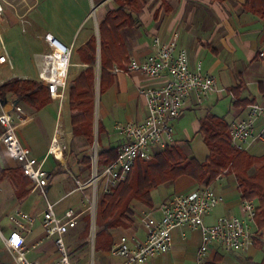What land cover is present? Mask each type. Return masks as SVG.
I'll return each mask as SVG.
<instances>
[{"label":"crops","instance_id":"0c3cea01","mask_svg":"<svg viewBox=\"0 0 264 264\" xmlns=\"http://www.w3.org/2000/svg\"><path fill=\"white\" fill-rule=\"evenodd\" d=\"M5 1L0 20V38L3 45L0 48V85L13 78L37 81V62L47 51L43 40L46 34L72 47L67 75L68 84L72 83L89 66L81 60L79 49L89 40L95 39L98 68L95 86L98 94L95 93L92 131L94 142L97 138L99 151L117 149L123 142L115 130L117 123H138L144 119L146 107L140 90L165 84L166 78L149 80L143 74L127 72L125 68L130 59L138 63L144 62L154 51L155 39L164 42L177 34L178 47L187 53L190 67L199 62L203 73L212 75L218 87L229 91L223 94L212 93L203 105L187 109L172 123V145H176L187 158L203 163L210 155L201 135V124L206 116L217 117L229 129L233 120L246 116L250 104H264V20L243 9L247 0H143L144 6L136 15L138 26L122 32L127 46V64L123 68L113 65L109 71L111 85L101 95L98 90L99 25L107 12L114 8V0ZM19 26L26 27L23 39L20 37ZM9 48L25 53L27 58L17 71L10 62L9 65L4 62L5 57L9 56ZM84 56L87 57L86 54ZM114 67H118L121 72H115ZM68 93L67 89L62 99L61 111L59 101L51 96L49 104L40 110L22 102L18 103L27 116L25 123L17 130L18 139L31 157L43 160V168L50 175L46 187L47 199L50 193L48 201L54 205L57 217H62L68 209H75L78 213V209L82 208L79 206L85 198L86 190L91 188L87 184L90 167L84 164L82 157L70 161L69 154L66 163H60L51 157L45 158L58 112L61 114V124L68 145L73 138ZM5 101H13V98L8 96ZM1 130L0 127V132ZM247 154L255 158L262 157L264 145H255L252 152ZM18 168V164L0 145V264H13L2 237H7L15 229L9 217L18 211L38 217L30 227V232L21 231L25 238L27 257L38 264H51L59 253L54 238H48L41 227L39 217L45 210V199L38 191L33 190L28 178L15 179V183L11 181L14 178L12 171ZM201 187L205 186L187 176H181L174 181L160 184L151 192V209L132 201V224L126 228L111 230L113 242L119 235L143 241L146 231L142 219L153 217L159 220L162 216V204L168 203L175 196L187 195ZM208 187L221 200L204 216L205 225H213L223 217H245L241 207L242 196L233 174L228 172L218 177ZM91 192L95 195L93 188ZM252 202L257 205L256 200ZM85 211L83 209L80 212L86 214ZM250 229L254 234V245L246 251L225 252L213 244L198 263L196 255L200 245V231L187 226L174 228L171 231V251L145 264H212L215 257H220L217 264H247L246 260L258 264L264 258V228H258L254 220ZM70 231L72 229L68 230L64 239ZM95 254L103 264H119V260L112 257L109 251L99 250Z\"/></svg>","mask_w":264,"mask_h":264},{"label":"built area","instance_id":"2783aa9c","mask_svg":"<svg viewBox=\"0 0 264 264\" xmlns=\"http://www.w3.org/2000/svg\"><path fill=\"white\" fill-rule=\"evenodd\" d=\"M4 4L6 1L0 0V20ZM43 40L47 51L37 62L36 79L48 90L53 99L59 101L61 111L72 47L50 34L44 35ZM2 47L0 38V48ZM125 68L127 72H139L149 80L166 78V82L160 87L140 90L146 107L142 121L116 124V133L122 137L123 142L116 150V159L113 163L101 169L97 168V161L92 164V173L87 184L92 185L95 195L105 194L125 181L137 161L151 162L155 155L171 146L174 133L172 123L187 109L203 105L212 93L229 92L218 87L212 75L203 73L199 62L190 67L187 53L178 47L177 34L164 42L155 39L154 51L144 62L138 63L130 59ZM114 71L121 72L118 67H114ZM26 119L27 116L20 104L0 99L2 129L0 145L18 164L23 176L30 180L33 190L38 191L45 199L46 207L39 217L41 227L48 238H54L59 253L51 264H79L70 257L64 244V236L68 230L77 225V213L75 209H68L62 217L55 215L54 205L47 199L46 187L50 175L43 168V160L31 157L17 136L18 128ZM227 139L237 151L244 153H251L257 144L264 145V104H250L245 117L233 120L227 132ZM67 153L69 145L61 124V114L58 112L57 123L45 158L51 157L61 163L67 160ZM220 200L221 198L208 186L198 188L187 195L175 196L160 206L162 216L159 220L153 217L142 219L146 231L143 241L119 235L109 253L119 260V264H145L171 251V231L182 226L192 230L198 229L201 233L196 255L198 263L213 244L225 252L246 251L254 245V234L250 227L256 216L255 203L242 201L244 218L223 217L213 225H205L204 216L210 213ZM37 218L20 211L9 217L15 229L2 239L13 264H38L27 257L25 238L21 234V231L30 232V227Z\"/></svg>","mask_w":264,"mask_h":264},{"label":"trees","instance_id":"16d2710c","mask_svg":"<svg viewBox=\"0 0 264 264\" xmlns=\"http://www.w3.org/2000/svg\"><path fill=\"white\" fill-rule=\"evenodd\" d=\"M114 3V8L107 12L99 25V95L111 85L109 71L113 65L123 68L127 64V46L122 32L138 26L136 15L144 6L143 0H114ZM243 9L264 20V0H247ZM78 54L89 66L73 80L68 91L70 126L73 138H82L85 146L90 148L94 142L92 125L98 71L95 39L89 40L79 49ZM8 96L13 98V102L25 103L35 110H40L51 101L48 90L35 80L13 78L3 83L0 85V99L5 101ZM201 125V135L210 152L205 162L198 163L193 158H187L176 145H171L155 155L151 162L137 161L125 181L101 195L95 215L94 252L110 251L113 245L110 231L132 224V201L151 209V192L160 184L174 181L181 176L209 186L218 177L228 172L233 174L242 200H256L255 222L258 228H264V155L255 158L237 151L227 139L228 125L215 116H206ZM116 150L110 148L99 151L97 165L104 167L113 163ZM82 160L90 167V156L87 152H84ZM12 176L13 183L15 179L21 180L24 177L20 168L12 171ZM85 222L79 235L82 240L79 249L87 244L85 240L89 224L87 220ZM219 261L220 257H215L212 264ZM246 262L254 264L250 260ZM258 264H264V258Z\"/></svg>","mask_w":264,"mask_h":264},{"label":"rangeland","instance_id":"374dc122","mask_svg":"<svg viewBox=\"0 0 264 264\" xmlns=\"http://www.w3.org/2000/svg\"><path fill=\"white\" fill-rule=\"evenodd\" d=\"M22 27V28H21ZM23 30V31H22ZM20 31V37L23 39V33L26 31L25 26H19ZM10 49V52L8 53L9 56L5 57L4 62L9 65L8 62H10L13 67H15V70H18V67H21L23 64H25V61H27V58L25 57V53H20L18 51H13ZM30 69V67H29ZM72 86V83L66 82V89L65 92L69 91L70 87ZM97 91V87L95 86V93ZM228 100V99H226ZM84 152H87L90 156V170L92 173V164L94 165V162L97 161V155L99 152V147L97 144V138L95 142H93L92 146L90 148L85 146V142L82 138H72L71 142L69 143V153L70 154V161L71 160H77L81 158L84 154ZM66 163V162H65ZM97 168L99 166L97 165ZM91 173H89V177L91 176ZM92 188V185H90ZM90 190H86V195L82 203L79 207H82L78 209L77 213V225L70 233L67 235L66 239H64V244L66 247V250L68 251L70 257L77 261L79 264H103L102 260L95 254L94 252V244H93V237L95 233V215H96V208H97V201L101 197V195H94ZM103 195V194H102ZM51 195L49 193L48 199H50ZM42 202H44V199L40 197ZM86 209V214L80 212L81 210ZM88 221V234L86 241V246L79 249L80 243H82V240L79 239V235L81 231L83 230L84 221ZM54 240V239H53Z\"/></svg>","mask_w":264,"mask_h":264}]
</instances>
